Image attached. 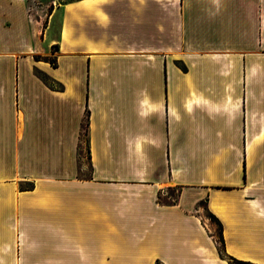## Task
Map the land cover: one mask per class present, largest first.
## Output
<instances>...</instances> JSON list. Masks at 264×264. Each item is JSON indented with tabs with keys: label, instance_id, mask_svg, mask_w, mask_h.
Instances as JSON below:
<instances>
[{
	"label": "crops",
	"instance_id": "crops-1",
	"mask_svg": "<svg viewBox=\"0 0 264 264\" xmlns=\"http://www.w3.org/2000/svg\"><path fill=\"white\" fill-rule=\"evenodd\" d=\"M235 260L264 264V0H0V264Z\"/></svg>",
	"mask_w": 264,
	"mask_h": 264
},
{
	"label": "trees",
	"instance_id": "trees-1",
	"mask_svg": "<svg viewBox=\"0 0 264 264\" xmlns=\"http://www.w3.org/2000/svg\"><path fill=\"white\" fill-rule=\"evenodd\" d=\"M58 49V46L55 45L54 47V50ZM54 62V61H53ZM56 64V63H55ZM209 215L218 223L219 225V231H218V234L215 235V238H216V241L218 243V247H219V252L221 254V256H225V252H224V238H223V233H222V230H223V225H222V222L211 212H209ZM235 262L237 264H254L252 262H248V261H243V260H235Z\"/></svg>",
	"mask_w": 264,
	"mask_h": 264
},
{
	"label": "rangeland",
	"instance_id": "rangeland-1",
	"mask_svg": "<svg viewBox=\"0 0 264 264\" xmlns=\"http://www.w3.org/2000/svg\"><path fill=\"white\" fill-rule=\"evenodd\" d=\"M45 1H48V0H31V2L36 3V5H41ZM56 1L59 3V0H56ZM169 196L175 197L176 196V192L172 191V190H169L167 195H162L161 194V199L162 200H166L167 197H169ZM204 205L205 204L203 203V205H202L203 208H204ZM204 213H205L206 221L211 223V225L213 226L214 234L217 235L218 231H219L218 223L209 215V213L207 211H205ZM232 263L233 264H237L236 262H232Z\"/></svg>",
	"mask_w": 264,
	"mask_h": 264
}]
</instances>
